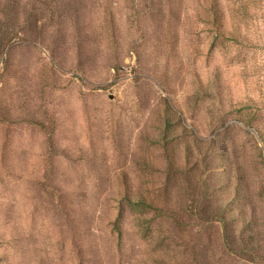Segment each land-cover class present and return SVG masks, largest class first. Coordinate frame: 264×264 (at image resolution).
Masks as SVG:
<instances>
[{
	"label": "rangeland",
	"instance_id": "374dc122",
	"mask_svg": "<svg viewBox=\"0 0 264 264\" xmlns=\"http://www.w3.org/2000/svg\"><path fill=\"white\" fill-rule=\"evenodd\" d=\"M206 3L0 0V264H264V0Z\"/></svg>",
	"mask_w": 264,
	"mask_h": 264
},
{
	"label": "trees",
	"instance_id": "16d2710c",
	"mask_svg": "<svg viewBox=\"0 0 264 264\" xmlns=\"http://www.w3.org/2000/svg\"><path fill=\"white\" fill-rule=\"evenodd\" d=\"M207 10L208 12L211 14L212 16V20L213 21H218L220 20L221 16H222V8L220 7V0H207ZM237 15H242V11H243V6L241 4H237L236 10ZM225 33V32H224ZM231 33L232 32H228ZM233 35V34H232Z\"/></svg>",
	"mask_w": 264,
	"mask_h": 264
},
{
	"label": "water",
	"instance_id": "95a60500",
	"mask_svg": "<svg viewBox=\"0 0 264 264\" xmlns=\"http://www.w3.org/2000/svg\"><path fill=\"white\" fill-rule=\"evenodd\" d=\"M109 99L112 100V97L110 96Z\"/></svg>",
	"mask_w": 264,
	"mask_h": 264
}]
</instances>
